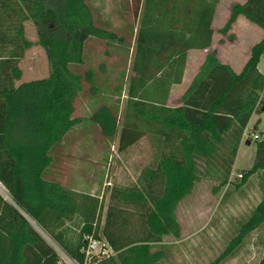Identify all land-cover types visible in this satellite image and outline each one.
Here are the masks:
<instances>
[{
	"label": "trees",
	"instance_id": "1",
	"mask_svg": "<svg viewBox=\"0 0 264 264\" xmlns=\"http://www.w3.org/2000/svg\"><path fill=\"white\" fill-rule=\"evenodd\" d=\"M218 2H130V13L139 15L138 28L117 150L124 152L147 139L155 155L153 166L140 171L135 185L111 188L102 221V201L47 175L52 151L74 127L93 125L105 137L114 135L116 121L104 106L92 115L74 117L75 99L85 87L91 95L99 94L97 73L104 74L106 62L81 72L71 67L87 64L88 40L121 53L131 46L132 34L121 36L99 26L87 0H0V185L67 258L83 264L81 250L85 237H91L106 244L113 255H92L86 264H161L163 253L154 246L165 237L180 238L177 208L205 177V169L217 164L224 169L220 184H227L251 116L263 113L264 75L257 66L264 54V0L234 5L219 31L226 34L242 16L263 32L241 73L234 74L208 53L180 105L165 107L169 89L181 83L187 52L209 48ZM27 21L38 35L34 42L25 37ZM34 46L46 53L48 76L17 85L19 62L25 50ZM257 125L258 121L253 131ZM255 141L252 164L240 172V184L259 177L262 198L212 264L264 226V139ZM74 218L82 225L81 237L75 241L66 237L64 229L65 222ZM0 264H64L1 194ZM259 264H264V253Z\"/></svg>",
	"mask_w": 264,
	"mask_h": 264
},
{
	"label": "rangeland",
	"instance_id": "2",
	"mask_svg": "<svg viewBox=\"0 0 264 264\" xmlns=\"http://www.w3.org/2000/svg\"><path fill=\"white\" fill-rule=\"evenodd\" d=\"M131 1L87 0V3L98 25L135 35L133 26L138 19L130 14ZM242 19L246 20L244 17ZM250 25L261 34V29L251 23ZM23 29L26 39L32 42L37 40V32L30 22H25ZM250 38L255 40L257 37L251 33ZM133 45L134 42L123 52L116 53L97 40L90 39L86 42L87 64L83 67L73 66L72 71L96 68L101 61H105L106 66L103 75L97 73L99 94L93 96L85 87L75 99L74 117L80 119L92 115L99 107L104 106L115 119L116 130L112 137H105L93 125L74 127L52 151V167L47 175L50 180L64 187L102 201V221L111 188L135 185L140 171L153 166L155 155L147 139H141L124 152L117 150L118 131L126 106V82L130 77ZM258 69L264 73V54L259 60ZM19 73L17 84L46 78L49 64L44 49L35 46L25 50L19 63ZM261 120L260 140L264 139V114ZM104 131H109L108 123ZM248 133H253V130L249 129ZM245 142H241L242 146L236 154L226 185L220 184L224 169H220L217 164L207 167L205 177L178 206L176 215L181 226L180 238L175 240L165 237L153 249L162 251L161 264H212L237 237L239 226L249 218L263 193L259 177L254 176L245 184H240V172L251 166L258 141L251 140L248 146L244 145ZM2 191L1 196L14 206L19 215L36 231H40L28 214L12 203L3 188ZM81 227V220L78 218L65 222L66 237L73 241L80 238ZM39 234L62 261L65 254L41 231ZM84 237L85 235L83 239ZM229 253L215 264H259L264 253V226L251 232Z\"/></svg>",
	"mask_w": 264,
	"mask_h": 264
},
{
	"label": "crops",
	"instance_id": "3",
	"mask_svg": "<svg viewBox=\"0 0 264 264\" xmlns=\"http://www.w3.org/2000/svg\"><path fill=\"white\" fill-rule=\"evenodd\" d=\"M244 3H245V0H238V1H236V0H228V1L219 0L217 6L215 8L214 16H213L212 23H211V29H212L211 44H210L209 48H207V49L190 50L187 52L185 67H184L181 83L177 84V85H173L169 89L167 99L165 102L166 108H175V107H178L180 105V98L182 97L183 93L185 92V90L190 85L193 78L198 73V71H199L201 65L204 63V60H205L206 55L208 53H214L218 62L222 65L228 66L233 71L234 74L238 75L241 73L245 63L248 60L250 49L252 48V46H254L256 43H258L261 40V38L263 36V32H261V34L258 33V30L255 29L252 25H250V22L248 23L247 20L242 19V16H239L235 20V22L232 24L228 34L227 35L225 34L226 36L221 34L219 31L221 30L223 25L226 23V21L229 17L231 8L234 5H242ZM138 16H137V19H138ZM137 21L135 23V26H133V27H135V29L133 31V33L135 35H136L137 28H138V22ZM106 29H108V28H106ZM253 29L256 31H254ZM112 31L118 32L121 36L129 35L131 33L130 32V33L123 34L118 30H112ZM251 33H254L255 37H257V38H255V40H251V38H250ZM135 35L132 34L134 39H132V36H131V45L135 41ZM228 36H230V38H227ZM257 68H258V66H257ZM18 69H19V65H18ZM258 71L260 73H262L260 71V69H258ZM262 74L264 75V73H262ZM128 82H129V79L126 82V87L128 85ZM125 104H126V102H125ZM263 114H264V112L261 115H252L250 120H249V123L246 127V130L253 129L254 125L258 121L257 130L253 131V133L258 134L259 138L261 137V134H262L259 127L262 125L261 117ZM244 145H245V143H244ZM241 146H242V144L240 143L237 152L240 150Z\"/></svg>",
	"mask_w": 264,
	"mask_h": 264
},
{
	"label": "built area",
	"instance_id": "4",
	"mask_svg": "<svg viewBox=\"0 0 264 264\" xmlns=\"http://www.w3.org/2000/svg\"><path fill=\"white\" fill-rule=\"evenodd\" d=\"M248 130H245L242 134L241 142H245L248 140H257L259 139V136L256 134H250L247 132ZM96 250L98 252L96 253ZM81 252L84 254L85 262L83 264H86V260L91 257L92 255H98V256H109L112 254L110 249L106 246V244L97 241L91 237L85 238V245L84 248L81 250ZM64 264H79L75 260L69 259L66 256L62 260Z\"/></svg>",
	"mask_w": 264,
	"mask_h": 264
},
{
	"label": "water",
	"instance_id": "5",
	"mask_svg": "<svg viewBox=\"0 0 264 264\" xmlns=\"http://www.w3.org/2000/svg\"><path fill=\"white\" fill-rule=\"evenodd\" d=\"M262 112H264V106L262 107ZM250 143H249V141H247V142H245V145H249ZM38 232H40V231H38Z\"/></svg>",
	"mask_w": 264,
	"mask_h": 264
},
{
	"label": "bare ground",
	"instance_id": "6",
	"mask_svg": "<svg viewBox=\"0 0 264 264\" xmlns=\"http://www.w3.org/2000/svg\"><path fill=\"white\" fill-rule=\"evenodd\" d=\"M0 193L3 195V191H2L1 185H0Z\"/></svg>",
	"mask_w": 264,
	"mask_h": 264
}]
</instances>
